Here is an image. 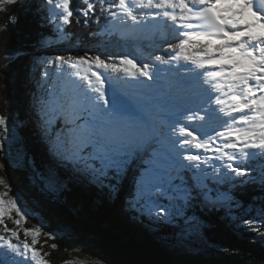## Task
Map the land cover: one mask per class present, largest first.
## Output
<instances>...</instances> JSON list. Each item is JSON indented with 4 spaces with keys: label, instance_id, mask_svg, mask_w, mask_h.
Returning a JSON list of instances; mask_svg holds the SVG:
<instances>
[{
    "label": "snow or ice",
    "instance_id": "obj_1",
    "mask_svg": "<svg viewBox=\"0 0 264 264\" xmlns=\"http://www.w3.org/2000/svg\"><path fill=\"white\" fill-rule=\"evenodd\" d=\"M74 2L41 0L37 11L47 9L44 19L62 36L74 16L85 26L104 21L86 39L107 34L116 23L128 29L121 33L120 50L105 44L103 51L83 48V55L58 54L38 64L41 93L33 108L40 132L49 150L87 180L88 188L78 194L81 203L94 186L110 201L123 199L133 215L168 223L185 208L200 206L207 214L184 216L188 228L181 242L207 243L218 222L215 213L244 210L236 192L218 186L239 190L258 183V203L248 215L237 212L236 224L264 240V174L257 176L253 167L264 163V0L259 6L257 0H79L73 8ZM29 6L25 0L22 7ZM16 22L9 15L0 31ZM144 29L158 38L138 43ZM46 44L41 37V47ZM15 51L5 53L8 65ZM3 74L7 90L8 73ZM162 77L167 87L153 88ZM126 85L143 87L129 91ZM5 103L10 104L7 94ZM10 123L0 115V151L13 138ZM0 185L12 187L3 178ZM8 196L0 192V225L10 233L0 235V264H49L35 247L45 225L24 228L21 241L19 228L29 214L19 194ZM13 213L16 229H8L4 219ZM44 235L63 239L51 230Z\"/></svg>",
    "mask_w": 264,
    "mask_h": 264
},
{
    "label": "trees",
    "instance_id": "obj_2",
    "mask_svg": "<svg viewBox=\"0 0 264 264\" xmlns=\"http://www.w3.org/2000/svg\"><path fill=\"white\" fill-rule=\"evenodd\" d=\"M27 2L30 5L28 8L22 7L25 1H19L14 5H0V7L8 9L6 13L0 12V25H3L8 16L13 13L17 21L14 24L9 23L7 31H0V66H2L0 71L8 73L7 90L5 76L3 77L4 82H0V114L17 115V122H20L21 125H15L18 127L17 131L21 134V139H18L12 149L21 155L24 152H29L33 158L31 165L28 161V164L25 162V164L23 162L4 163V172L19 187L29 185L37 172L41 176L49 173L46 162L43 161V167L42 161L36 158L39 156L36 149L38 142L34 144V137L22 112V107L24 106V89L33 88L37 84L35 76L41 73L38 72L41 67L38 68L33 58V55L41 48L40 39L43 37L49 42L57 32L52 25L43 24L34 1L27 0ZM36 5H38L37 2ZM72 6L76 7L74 4ZM72 19L74 22L75 16ZM102 24H104L103 20L98 27L92 25L91 22L87 26L83 22L81 25L74 23L66 29L70 35L85 39L87 33L95 32ZM9 50H17L10 65L5 59V53ZM6 94L10 99V104L5 103ZM15 119L12 117V120ZM30 141L34 145L32 148L28 146ZM46 145L49 148V145ZM0 159H2L1 151ZM253 167L257 176L264 174V163L257 161ZM58 177L59 185L63 186L59 194L60 198L56 197L52 210L48 209L50 212L46 213L47 224H45L39 237V243L36 245V248L42 249L41 254L49 264H70L78 254L85 252L99 256L103 259L104 264H264V240L259 239L257 232L248 231L243 225L236 224L237 212L241 216L248 215L253 211L254 204L258 203L255 200L261 195L258 183L240 186L239 190L231 184L219 185L218 188L222 192H236L244 205V210L232 209L229 212L225 208L222 212L215 213L214 216L218 222L210 233V240L204 243L193 239L195 243L190 247L188 242L182 243L181 239L178 240L185 227H188L184 223V216L206 215L207 213L202 207L194 205L191 208H185L184 214L177 218L173 226L168 222H160L148 216L138 217L129 212L133 227L116 232L114 224L108 219L110 209H107V206L110 200L107 202L105 199L104 203L100 202L94 205L96 203L95 190L90 188L87 201L82 204L78 194L81 190L88 188L85 181L77 182L62 174ZM59 207L63 212H67L70 220L57 213ZM13 217L12 214L11 218L4 219V224L7 223L8 229L14 228L15 218L13 219ZM177 222L180 224L178 227ZM0 226L2 229L3 225ZM50 226L64 229V232H61L63 239H47L44 233L50 231ZM138 228L143 231L144 236L141 235ZM20 229L22 230L21 227ZM260 231H264V228H261ZM19 233L21 238L25 239L24 235ZM8 235L10 233L5 234V236ZM46 239L47 243L44 242ZM27 241L31 243V238L27 237ZM41 243H43V247ZM52 244H56L57 247L53 249ZM205 248L209 250V253H206Z\"/></svg>",
    "mask_w": 264,
    "mask_h": 264
},
{
    "label": "rangeland",
    "instance_id": "obj_3",
    "mask_svg": "<svg viewBox=\"0 0 264 264\" xmlns=\"http://www.w3.org/2000/svg\"><path fill=\"white\" fill-rule=\"evenodd\" d=\"M21 2L25 1V0H19ZM35 3V7L37 8L36 2L37 4L41 3V0H33ZM79 1V0H78ZM77 0H75V2L73 3L74 5L77 4L78 2ZM47 15V9H41L39 10V17L42 19L43 24H48L46 22V20L44 19V16ZM75 23V25L77 24L75 21L73 22V24ZM90 23V22H89ZM73 24L66 26V28L68 29V27L72 26ZM82 24V22L80 23V25ZM49 25V24H48ZM53 27H55L54 25H52ZM68 36H62L60 35L58 32L55 33V37H53V39L49 42H47L46 46L41 47L40 50H38L35 55H33L34 61L36 62L37 66L39 64L40 60H46L48 58H52L58 54H62L65 55L66 57L68 55H71L73 57L77 56V55H83L84 52L81 50L83 48H92V49H97L99 48L101 51L104 50V45L107 44L109 46V49H115V50H120L117 42H111V43H107L109 39L114 40V38H116L117 36L121 35V30L122 28H118V25L114 24L112 26V31L113 34L111 33V28H110V35H106L105 34V42L102 43L101 45H98V42L100 41V36L102 37L103 33L99 36L96 37L95 39H93L92 37H88L87 40L86 38L84 39V37H79V36H72L69 34V32L67 31ZM101 31L100 28H97V30L95 32H99ZM90 41V42H89ZM92 43H94L92 45ZM94 54V53H93ZM2 66H0V70ZM39 68V67H38ZM40 69V68H39ZM38 69V72H43V68L41 67V70ZM41 73L39 75H36V79H37V84H35V86L31 89H24L23 92V103L24 106L22 107V112L24 113L25 119L28 122L29 128L32 131V136L34 137V144L35 142H38V147H36V149L39 152V156H37L36 158L42 161V166L43 165V161H45L46 166H47V170L49 173H47L46 175L43 174V176H41L39 174V172H37V174L35 175V177L31 179L30 184L27 186H23V187H19L16 185V183L13 181V179H11L9 176L6 175V173L4 172V170H0V178H3L4 181L6 182V184L12 186L10 189L5 188L4 185H0V192H5L7 191L9 193V196L6 197V199L10 198L13 195L19 194L22 197V202L24 204L25 210L28 212L29 214V219L24 223V221L21 222V228L22 230L24 228H34L36 227L37 221H40L41 223H43L44 225L47 224V215L45 214V212L48 211L49 207H53L54 204L52 203V199H56V197L60 198V191H61V185H59L58 180H59V175L62 174L64 176H67L68 178H72L77 182H81L82 180L85 181V184H87V180L83 177L78 176L75 171L73 170L71 164L63 159H61L60 157H58L56 154H54L52 151L49 150V148L47 147L46 144H48L46 139L42 138L41 132H40V125L38 122V118L36 115V112L34 111L33 108V100L35 96H38L41 93ZM4 74L0 71V82H4ZM111 90V89H110ZM31 103H32V107H31ZM0 115H3L0 114ZM5 116V115H4ZM10 117V127H12L14 129L13 132V138L10 141H5V151H1L2 152V159H0V164H4L5 162H9L12 164H17V163H21V162H25L31 165V163L33 162V158L31 156V153H25L23 155L19 154V152H17L16 150L14 151L12 149V147L14 145H16L15 143L18 141V139H21V134L17 131L18 127L15 124H20V122H17V118L14 114V116L12 115H8ZM12 117L15 120H12ZM32 119V121H31ZM21 125V124H20ZM40 138V139H38ZM3 139V133L0 132V140ZM31 148L34 147V145L32 144V142L30 141L28 143ZM26 149V147L24 146V150ZM18 153V154H17ZM6 154H7V158H6ZM28 161V162H27ZM24 163V164H25ZM6 164V163H5ZM33 165V164H32ZM33 167V166H32ZM130 184V181H129ZM95 190V200L96 203H94V205H96L97 203H100L103 200H107L108 199L106 197V194L104 191L95 188L94 186L92 187ZM127 191V189H126ZM126 191H125V195H126ZM104 203V202H103ZM102 203V204H103ZM101 204V205H102ZM106 204V203H105ZM104 204V205H105ZM110 204V205H109ZM107 206V205H106ZM108 208L109 210V215H108V219L109 221H111L113 224L117 225V228L121 231L125 228H130L132 226L131 223V216L129 214V211L126 209L124 203H123V199H121L120 201H109L108 202ZM115 211V212H114ZM74 213V212H71ZM14 217L13 219H17L18 217L15 216V214L13 213ZM8 217H5V219H7ZM14 223V221H13ZM12 223V224H13ZM176 223V221L170 223V225H174ZM107 224V223H106ZM7 225V223L5 224ZM14 225V228L12 229H16V225ZM109 225V224H107ZM178 225H180L177 222V227ZM187 225V224H186ZM58 227V226H57ZM57 227H53L50 226V230L59 233L61 236H63L61 234V232H64V229H57ZM133 227V226H132ZM4 225L1 229L0 226V234H8L9 232H5L3 230ZM8 228V225H7ZM188 227H185V229H187ZM182 229V227H181ZM19 228V232H21L23 235V231ZM183 230V229H182ZM138 231L141 232V235L144 236L143 231L138 228ZM264 232V231H262ZM10 236V235H8ZM29 238H31V236H28ZM44 237V236H43ZM180 238L178 240L181 239V235L179 236ZM195 239V238H193ZM188 241V245L191 247L193 246V244L195 243L194 240ZM12 240L14 243L18 242L16 240L15 237H12ZM20 240L23 241L24 239L21 238L20 236ZM42 247H43V243ZM41 244H39L41 246ZM187 245V246H188ZM36 247V246H35ZM40 249V248H38ZM42 250V249H40ZM206 253H209V250L207 248H205ZM189 251H193V250H189ZM70 264H104V261L102 258H100L99 256L93 254V253H82V254H78L75 259L73 261L70 262Z\"/></svg>",
    "mask_w": 264,
    "mask_h": 264
},
{
    "label": "bare ground",
    "instance_id": "obj_4",
    "mask_svg": "<svg viewBox=\"0 0 264 264\" xmlns=\"http://www.w3.org/2000/svg\"><path fill=\"white\" fill-rule=\"evenodd\" d=\"M257 2L259 3V0H257ZM116 25H118V28H122V26H120L118 23H116ZM124 31H128V29H124L122 28L121 32H124ZM157 35L156 34H151L149 30L147 29H144L142 30L141 32L137 33V37H136V40L138 43L140 44H145V45H148L150 42L154 41L155 39H157ZM101 41V39H100ZM120 42L121 41V35L120 36H117L116 38H114V40L112 39H109L107 43H111V42ZM137 86V85H136ZM125 87H131V88H134V85H126ZM137 87H143V86H137ZM32 121V120H31ZM104 201V200H103ZM101 201V202H103Z\"/></svg>",
    "mask_w": 264,
    "mask_h": 264
},
{
    "label": "water",
    "instance_id": "obj_5",
    "mask_svg": "<svg viewBox=\"0 0 264 264\" xmlns=\"http://www.w3.org/2000/svg\"><path fill=\"white\" fill-rule=\"evenodd\" d=\"M54 200L55 199H52V203L54 204ZM51 208V210H52V207H49L48 209H50ZM57 209V208H56ZM48 212H50L49 210H48ZM53 212V211H52ZM47 212H45V214H46ZM57 213H59V214H62L63 215V217H65V218H68L69 220H70V217L67 215V212L65 211V212H63L62 210H61V208L59 207L58 209H57ZM47 215V214H46ZM75 220V219H74ZM114 226H115V231L116 232H118L119 231V229L117 228V225H115L114 224ZM114 232V231H113ZM125 249L127 250V252L129 253V250L127 249V247H125Z\"/></svg>",
    "mask_w": 264,
    "mask_h": 264
}]
</instances>
